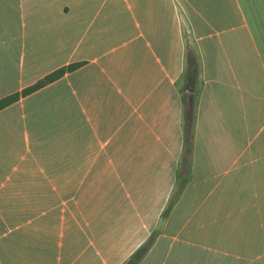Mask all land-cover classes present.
<instances>
[{"label": "crops", "instance_id": "0c3cea01", "mask_svg": "<svg viewBox=\"0 0 264 264\" xmlns=\"http://www.w3.org/2000/svg\"><path fill=\"white\" fill-rule=\"evenodd\" d=\"M74 62L0 109V264H264V0H0V98Z\"/></svg>", "mask_w": 264, "mask_h": 264}, {"label": "trees", "instance_id": "16d2710c", "mask_svg": "<svg viewBox=\"0 0 264 264\" xmlns=\"http://www.w3.org/2000/svg\"><path fill=\"white\" fill-rule=\"evenodd\" d=\"M82 62H74L69 63L67 65H63L50 73L44 75L41 79L37 80L33 84L21 89L19 92H15L4 97L0 98V109L18 99L19 96L28 94L33 90L43 86L46 83H49L60 76H62L65 72L73 70L78 67ZM197 57L193 53V51L186 49L185 50V64H184V72L187 77V82H191L193 77L197 73ZM183 101V133H184V141H188L190 133L192 132V124H193V99L189 97L182 98ZM151 242V238H148L145 242H143L124 262V264H137L140 258L148 249Z\"/></svg>", "mask_w": 264, "mask_h": 264}]
</instances>
